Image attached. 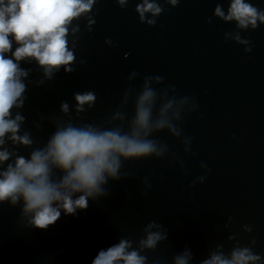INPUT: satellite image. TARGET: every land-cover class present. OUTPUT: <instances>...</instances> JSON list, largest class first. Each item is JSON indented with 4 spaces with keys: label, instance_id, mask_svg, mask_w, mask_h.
<instances>
[{
    "label": "clouds",
    "instance_id": "9594fccd",
    "mask_svg": "<svg viewBox=\"0 0 264 264\" xmlns=\"http://www.w3.org/2000/svg\"><path fill=\"white\" fill-rule=\"evenodd\" d=\"M131 2L114 0L121 10H126ZM97 3L98 0H0V202L9 201L14 206L22 199L23 213L31 214L30 224L36 229L44 230L54 224L61 210L66 215L75 214L77 209L87 210L89 198L107 197L110 193L103 185H107L109 179L119 181L135 175L122 171L125 162L164 158L169 146L154 138L156 133L167 130L172 138L181 141L185 153L195 156L192 152L194 138L183 133L185 118L198 110L195 98H169L168 89L175 92L174 86L162 91L151 87L153 82L164 84V78L159 75L145 76L137 90L131 83L139 76L135 71L128 76V87L120 103L100 122L76 123L82 118L81 114L93 109L97 102L94 91H78L72 94L74 105L70 107L66 100L60 103V113L67 116V120L55 114L49 117L55 129L43 146H34L35 140L29 131L21 134L26 117L20 111L13 114V109L25 106L27 85L22 78H26L30 70L21 68L19 62L34 60L49 81L61 68L66 74L74 72L77 42L70 48L69 28L73 21L83 17L85 30L92 32ZM180 3L181 0H164L171 8ZM167 10L159 0H139L134 8L139 22L149 27H154ZM213 17L226 23L235 22V29L224 33L225 41L243 46L246 53L252 51L251 41L242 37L241 32L264 25V9L256 7L251 0H229L227 12L217 3ZM207 22L212 23V18ZM80 31L79 24L72 27L73 35ZM13 42L17 45L14 51ZM105 44L114 46L111 38H106ZM8 53L10 57L6 56ZM80 63L86 61L81 59ZM37 83L43 85L44 80ZM129 104L133 108L131 115ZM37 131H42V125H37ZM6 137L14 149L15 146L30 149L28 155L5 148ZM12 157L14 161L8 162ZM200 167L205 170V175L198 177L203 184L209 169L203 162ZM54 169L59 170L58 179H53ZM148 180L146 176L145 195L151 187ZM195 183L193 181L190 187ZM228 222L233 224L232 217H228ZM241 229L245 234L253 232L251 224H244ZM142 231L144 235L138 240L125 236L118 243L101 249L91 264H161L156 258L150 262L146 253L154 252L166 241L168 231L156 221L148 222ZM228 239L234 242L229 253L212 252L199 264H264V255L255 251L254 236L246 244L236 235ZM194 259L192 250L185 246L172 257L171 264H192Z\"/></svg>",
    "mask_w": 264,
    "mask_h": 264
},
{
    "label": "water",
    "instance_id": "95a60500",
    "mask_svg": "<svg viewBox=\"0 0 264 264\" xmlns=\"http://www.w3.org/2000/svg\"><path fill=\"white\" fill-rule=\"evenodd\" d=\"M251 2L264 9V0ZM217 3L226 13L229 0L211 5L208 155L215 250L229 253L230 235L245 244L254 236L255 251L264 255V25L241 32L251 41L252 51L246 53L225 41L235 22L213 17ZM244 224L253 226L251 234L242 232Z\"/></svg>",
    "mask_w": 264,
    "mask_h": 264
}]
</instances>
